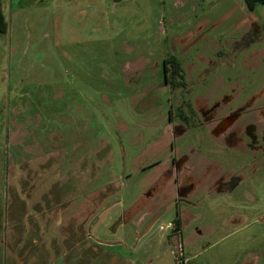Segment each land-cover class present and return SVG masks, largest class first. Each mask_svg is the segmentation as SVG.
I'll use <instances>...</instances> for the list:
<instances>
[{"label":"rangeland","instance_id":"1","mask_svg":"<svg viewBox=\"0 0 264 264\" xmlns=\"http://www.w3.org/2000/svg\"><path fill=\"white\" fill-rule=\"evenodd\" d=\"M177 1L3 0L8 28L0 34V264H239L243 249L264 243L258 239L264 217L247 215L239 222L237 211L246 204L236 197L213 202L199 220H186L183 257L166 238L170 231L160 228L176 219L173 209L161 207L149 230L134 219L160 174L139 170L125 178L158 134L161 109L155 102L164 100L163 90L152 91L157 101L137 97L143 85L158 86L150 68L176 55L184 68L198 66L195 76L204 70L194 51L181 54L173 40L196 26L189 13L214 23L223 19L219 27L205 28L208 42L226 37L238 19L254 15L264 24V6L252 13L244 0H185L183 9ZM174 15L184 19L171 22ZM82 141L84 153L69 149ZM96 149L100 164L111 150L104 167L92 169L86 158L79 163ZM145 151L140 167L158 157L155 149ZM246 260L256 264V254Z\"/></svg>","mask_w":264,"mask_h":264},{"label":"flooded vegetation","instance_id":"2","mask_svg":"<svg viewBox=\"0 0 264 264\" xmlns=\"http://www.w3.org/2000/svg\"><path fill=\"white\" fill-rule=\"evenodd\" d=\"M187 5L184 1L179 9ZM197 15L198 12L188 14L189 19H195L196 25L190 30V34L173 40H177L175 46L181 54L194 51L197 63H201L204 70L195 76L198 66L188 63L184 68L183 60L176 55L165 56L150 68L157 73L158 86L150 88L143 85L137 92L139 102L147 96L150 102L152 99L156 100L152 94L154 89L163 90L162 94L165 96L161 102H155L161 109L160 119L156 124L158 134L144 146L155 149V155H164V158L157 157L153 163L140 167L143 153L148 149L141 150L136 160L139 166L125 177H130L139 170L160 171L150 187L151 192L141 197L140 201L147 203L143 211L139 210L140 218L137 215L134 219L140 222L139 226L143 224L144 229L147 227L149 230L154 226L156 220L153 219L159 216L161 207L167 205V209H173L176 219L167 225L161 224L160 228L170 231L166 238L181 247L180 257L184 256L185 243L181 241V231L186 220H199L207 213L204 209L213 202L225 203L224 197H236L235 202L248 203L250 210L245 205L242 210L237 211L238 216L235 218L239 222L247 215L253 218L264 217V195L261 190L262 187L264 189V24L254 15L251 20L238 19L235 28L229 30L226 37L208 42L203 34L206 32L205 28L209 24L219 27L223 19L214 23L212 19ZM172 18L171 22L177 20ZM234 34L239 37L233 38ZM203 43L211 51L204 53L205 49L201 47ZM174 57L181 61L180 75L176 74L173 66ZM204 60L207 64L202 62ZM147 65H142L144 71ZM188 65L191 66L190 73ZM127 78L129 82L130 77ZM149 120L151 119L148 122ZM83 141L76 143L78 145L72 142L69 149L75 152L79 149L84 153L81 146ZM156 143L160 144L158 149L152 146ZM97 149L92 151L90 158H87L88 153L84 158L82 154L79 163L86 158L92 169L95 166L104 167L111 150L100 164ZM95 177L94 175L93 179ZM111 186H115L114 183ZM164 188L167 191L163 192ZM98 200L99 205L100 196ZM103 203L99 205L101 209ZM151 215L153 217L148 219ZM232 221L234 220L230 222ZM259 223L264 224V219ZM197 235L204 234L200 231ZM172 236H175L174 240L171 239ZM258 237L264 239L259 235ZM191 242L195 243L193 238ZM243 250L246 252H242L239 264H246V257L251 254H256V264H264V243H255Z\"/></svg>","mask_w":264,"mask_h":264},{"label":"trees","instance_id":"3","mask_svg":"<svg viewBox=\"0 0 264 264\" xmlns=\"http://www.w3.org/2000/svg\"><path fill=\"white\" fill-rule=\"evenodd\" d=\"M122 0H115V2H119ZM244 3L250 12L256 11L258 6H264V0H244ZM8 28V22L6 20L5 13L3 11V0H0V34H4ZM173 66L176 68V74L180 75V71L182 70L181 61L173 58Z\"/></svg>","mask_w":264,"mask_h":264},{"label":"crops","instance_id":"4","mask_svg":"<svg viewBox=\"0 0 264 264\" xmlns=\"http://www.w3.org/2000/svg\"><path fill=\"white\" fill-rule=\"evenodd\" d=\"M185 1V0H184ZM184 1H183V3H184ZM175 6H178V5H182V1L181 0H178L175 4H174ZM179 9V8H178ZM180 18V19H184V17L183 16H175V17H173L172 19L174 20L175 18ZM204 18H207L206 16L204 17ZM205 20V19H204ZM182 21V20H181Z\"/></svg>","mask_w":264,"mask_h":264}]
</instances>
